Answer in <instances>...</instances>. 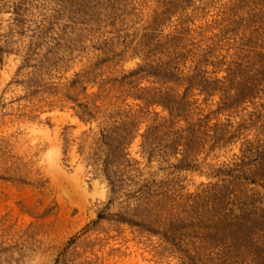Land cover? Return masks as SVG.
Here are the masks:
<instances>
[{
	"label": "rangeland",
	"instance_id": "1",
	"mask_svg": "<svg viewBox=\"0 0 264 264\" xmlns=\"http://www.w3.org/2000/svg\"><path fill=\"white\" fill-rule=\"evenodd\" d=\"M0 264H264V0H0Z\"/></svg>",
	"mask_w": 264,
	"mask_h": 264
},
{
	"label": "bare ground",
	"instance_id": "2",
	"mask_svg": "<svg viewBox=\"0 0 264 264\" xmlns=\"http://www.w3.org/2000/svg\"><path fill=\"white\" fill-rule=\"evenodd\" d=\"M58 2V1H57ZM67 4V3H66ZM58 5V4H57ZM71 6V5H70ZM66 7V6H65ZM261 8V7H260ZM72 9V8H71ZM73 14V13H72ZM73 27V26H72ZM73 34V33H72ZM73 37V36H72ZM259 44H261L262 45V43H259ZM251 49V48H250ZM246 59V58H245ZM254 60V59H253ZM245 62V61H244ZM251 62H253V61H251ZM255 62V61H254ZM221 64V63H220ZM241 66V65H240ZM245 66V65H244ZM208 67V66H207ZM228 67V66H227ZM243 68V67H242ZM214 69V68H213ZM219 71V70H218ZM248 72H250V71H248ZM262 72V71H261ZM202 74H203V72H202ZM228 74V73H227ZM263 74V73H262ZM204 75V74H203ZM219 75V74H218ZM222 75H223V72H222ZM250 75V74H249ZM255 76V75H254ZM206 77H208V76H205V78ZM221 77V76H220ZM255 78V77H254ZM259 78V77H258ZM262 78V77H261ZM212 79V78H211ZM232 79V78H231Z\"/></svg>",
	"mask_w": 264,
	"mask_h": 264
}]
</instances>
